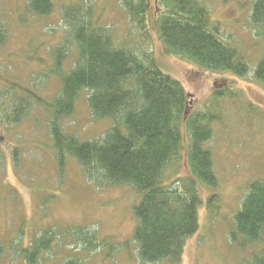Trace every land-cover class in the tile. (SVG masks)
Returning <instances> with one entry per match:
<instances>
[{"label": "trees", "instance_id": "obj_1", "mask_svg": "<svg viewBox=\"0 0 264 264\" xmlns=\"http://www.w3.org/2000/svg\"><path fill=\"white\" fill-rule=\"evenodd\" d=\"M54 1L27 0L18 15L19 23L29 29L32 24L28 14L49 16L56 8ZM156 2L159 8L155 29L168 54L205 69L231 70L244 78L253 69L254 80L264 87V49L252 68L253 55L233 44L231 35H225L222 23L213 19L204 0ZM120 5L130 21L128 33L140 31V42H118L110 25L101 22L92 0H64L61 12L65 34L59 41L33 37L28 44L33 42L35 49H26L24 57L26 62L37 64L38 69L48 64L49 68L55 66L49 72L61 79L59 95L47 101L37 91L42 87L39 83L35 84L37 90L13 84L6 91L0 90V107L7 123L12 124L22 121L35 102L43 106L51 115L50 133L60 169L64 170L70 155L78 160L86 178L96 187L130 185L141 195L135 208L137 224L132 236L141 263H179L188 238L200 226L199 209L204 203L198 184L214 193L207 206L210 210L217 197L214 191L220 180L212 151L206 147L214 137L216 117L205 110L188 113L190 95L184 86L151 60L145 40L146 31H150V0H120ZM2 17L0 11V48L5 47L9 35ZM249 19L253 34L264 45V0L251 3ZM55 30L56 26L48 29L52 35ZM40 49L47 52L46 57L39 53ZM71 49L77 52L74 66L63 72V60ZM34 74L38 75V71ZM84 89L90 92L93 116L114 120L102 139L81 140L62 125L63 118L73 114ZM229 94L231 101H235L238 91L216 90L214 103ZM249 107L257 110L252 103ZM184 121L190 138L187 177L180 174ZM234 218L228 230L229 240L250 251L247 264H264L263 179L250 181ZM56 229L47 227L32 238L25 250L30 264H40L41 253L52 248L59 236ZM67 232L74 234L88 250L106 243L88 227L69 228ZM66 264L78 262L73 257Z\"/></svg>", "mask_w": 264, "mask_h": 264}, {"label": "rangeland", "instance_id": "obj_2", "mask_svg": "<svg viewBox=\"0 0 264 264\" xmlns=\"http://www.w3.org/2000/svg\"><path fill=\"white\" fill-rule=\"evenodd\" d=\"M63 1H54L56 8L49 16L28 14L32 26L27 29L28 26L18 21L27 0H0L2 20L9 28L7 44L0 48V90L6 91L13 84L37 90L35 84L39 83L42 87L37 91L42 98L47 101L57 98L61 79L49 72L55 66L49 68L48 64L38 69L37 64L26 62L24 57L26 49L31 52L35 49L33 42L28 44L33 37L59 41L65 34ZM92 1L101 22L110 25L118 42L141 41L137 29L128 33L130 21L120 0ZM204 1L213 19L222 23L225 35H231L233 44L253 55L254 68L264 49L250 26L249 12L254 0ZM158 8L156 0H150L147 13L150 31H146L145 40L151 60L184 86L190 95L188 113L205 110L217 118L213 123L214 137L206 143L220 180L214 191L217 197L210 210L207 206L214 193L198 184L204 203L199 209L200 226L188 238L181 262L141 263L138 245L132 239L137 224L135 208L141 202V195L130 185L96 187L88 181L78 160L70 155L64 170L60 169L50 133L51 115L35 102L19 123L8 124L0 107V264H30L25 250L36 234L50 226L57 228L59 236L51 249L41 253L40 264H66L73 257L78 264H247L251 260L250 251L229 240L228 230L235 222L250 181L264 180V87L254 80L253 69L244 78L231 70L205 69L168 54L155 29ZM50 26H56L55 35L48 31ZM39 53L46 57L44 49ZM75 57L77 52L71 49L63 60V72L70 70ZM36 71L38 75L34 74ZM87 90H82L73 114L64 117L62 125L81 140L102 139L114 120L93 116ZM216 90L238 91V94L234 95L235 101H231L229 94L214 103ZM249 103L257 110L253 111ZM189 144L184 121L182 177L190 175ZM79 227H88L106 243L88 250L74 234L67 232L69 228Z\"/></svg>", "mask_w": 264, "mask_h": 264}]
</instances>
